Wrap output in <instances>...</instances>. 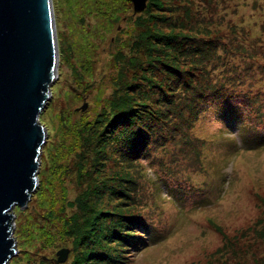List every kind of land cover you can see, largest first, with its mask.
Returning a JSON list of instances; mask_svg holds the SVG:
<instances>
[{"label":"rangeland","instance_id":"374dc122","mask_svg":"<svg viewBox=\"0 0 264 264\" xmlns=\"http://www.w3.org/2000/svg\"><path fill=\"white\" fill-rule=\"evenodd\" d=\"M99 1L52 0L59 50L58 75L51 86V98L39 118L46 128L47 139L41 154L38 187L26 208L14 209L16 215L14 236L17 240L18 252L9 264H55L57 252L63 247L70 248L71 254L62 264L91 263L87 249L90 240H87L84 234L87 225L90 224L88 220L94 224L97 217L101 218L100 211L105 209L98 207L93 212H89V207L93 204V193L83 206H80L76 198L80 195L78 194L80 187L77 186L78 172L85 160V166L89 167L92 163L91 156H95L93 153L95 150L87 148V156L81 153L77 158L78 149L73 147L71 150L74 153L69 152L62 156V164L68 167L70 174L65 177L64 186L55 184L49 188L52 190V196L49 191L45 197L46 188L41 182L46 176V171L51 167L52 158L58 155L52 151L58 146L59 137L64 135L67 139L70 129L72 133L76 132L82 143H84L82 138L88 136V133L95 135L104 133L108 137L110 131H113L118 140L124 132L125 137L129 134L127 127L122 130L124 124L114 126L115 119L119 120L118 115L122 110L118 108L122 105L115 104V110H118L115 112L113 110L115 105H110L113 100L120 102L122 98L129 97L128 99L132 98L134 103L136 99L141 106L136 104L135 107L139 108L135 109L134 113L142 115L145 110V115L151 117L160 105H164L165 108L166 105H182L179 109L183 110L184 105H189L188 103L193 100L192 97H197L192 90L190 92L183 90L184 82L189 80L192 87H201V89L211 85V88H214L211 90L220 91L222 94L209 93L207 98L198 104L211 105L210 110L207 111L208 116L200 123L199 134L215 140L220 139V136L223 137L222 141L215 143L214 148L217 153H220L217 146L223 142L227 145L225 138L232 135L237 136L240 145L243 134L251 135L255 140L264 137V132L246 124L241 106L243 94L250 90L264 89V72H261L256 65L250 69V73L255 74L253 88L240 87L236 92H232L229 87L224 88V77L228 68L225 62L229 59L227 51L232 47L237 49L231 45L230 40L233 39L235 44H239L243 39H249L246 32L241 33L243 28L254 29L255 34L264 39V28L261 26L264 22V0H165L169 3L165 12L169 27L178 29L187 27L184 32H199L196 38L187 40L184 46L190 48L191 45H197L195 48H199V46L212 45L213 53L208 66L194 67L195 74L190 73L189 78L183 69L178 70L176 76H172L163 70L164 66L153 68L154 75L158 78L154 77L151 84L144 79V76L150 75L147 71L151 69L150 66L145 65L147 56L144 59L140 55L142 52L136 50L135 43L137 34L143 29L135 22V18L139 19L141 13L134 15L132 0H119L117 20L111 22L106 18V12L99 8L102 4ZM107 3L111 4V2ZM186 10L192 14L191 20L185 18ZM135 56L138 57L136 61L140 65H128ZM237 59L239 55L229 60L237 61ZM196 60L201 61L199 58ZM190 62L192 63V60ZM197 78H200L201 86H193ZM125 80L133 86L131 93L134 96L131 93L127 95L124 88ZM261 96L264 97L262 94ZM168 101L175 103L168 104ZM86 103L87 109L81 110ZM123 109L130 110L131 106L125 105ZM174 109L173 107L168 109L167 122L171 127H182L181 121L188 120V114L177 111L176 116ZM146 119L143 118L137 124ZM87 122L89 124L83 135L81 133L79 135L78 131L84 126L82 124ZM74 124H77V128L73 130ZM132 124L130 129H136L137 127ZM118 142L123 140L116 143ZM47 144L51 148L50 153L45 152ZM118 156L123 155L116 154V159L107 161L106 171L109 169L111 171L113 165L116 169L126 166ZM219 156L218 154L217 164L216 154L210 156V162L218 169H222L224 175H221L214 192L206 197L186 196L184 190L172 188L174 180L170 175L161 172L159 165L147 168L146 173L159 187L158 199L154 204L157 207L151 205L150 210L160 224L156 223L155 229L148 233L146 246L140 244L136 252L132 248L127 250L126 255L133 253V256H130L133 258L131 264H233L239 256L242 243L246 242L245 247L249 252L261 253V264H264V244L256 246L260 241L255 240L252 232L247 234L249 226L263 215L257 194H264V151L244 152L242 156L245 160H242L239 169H236L234 160L221 161ZM158 158L169 160L164 154ZM184 162L185 166H189L188 160ZM216 170L213 171V179ZM179 176L180 173L177 177ZM202 179L200 175L195 176V181L198 183ZM129 186L134 190L139 188L136 182ZM119 197L120 194L114 198L108 195L110 203L114 205L121 204L122 200L119 201ZM50 201L54 202L50 204ZM122 206L124 207V204ZM77 210L78 216H75ZM84 211L87 213L85 217ZM71 217L73 222L79 219L76 229L71 222L65 223ZM168 219H174L177 224L169 234H166ZM210 219L221 228L212 226ZM100 225L101 219L99 225L97 224L98 228ZM241 229H245L242 231L244 237L235 240L234 243H238L235 248L236 253L232 251L230 254H224V233L232 237ZM72 240L75 249L72 247ZM78 244L80 245L77 249ZM249 257L250 254L241 261L247 264ZM126 264H130V259Z\"/></svg>","mask_w":264,"mask_h":264},{"label":"trees","instance_id":"16d2710c","mask_svg":"<svg viewBox=\"0 0 264 264\" xmlns=\"http://www.w3.org/2000/svg\"><path fill=\"white\" fill-rule=\"evenodd\" d=\"M118 1H99L102 3L99 8L101 11L106 12V18H109L108 20L111 22L117 20L116 11L120 9ZM107 2H111V4ZM168 5L169 3L165 0H150L146 10L140 14L139 19L135 18V22L140 25V28H143L135 38L136 50H141L142 53L140 55L144 59L147 56V61L146 63L144 61V63L146 66H150L151 69L147 71V73L150 72V75L144 76V79L150 84L154 77L158 78L154 75L153 68L164 66L166 69L164 68L163 70L172 76H176L177 71L183 69L186 71L185 75L189 78L191 76L190 73L195 74L194 67L203 66L206 68L208 66L209 59L213 53L212 45H208V47L199 46V48H195L197 45H191L190 48L184 46L187 40L196 38L199 32H184L187 27H180V29L169 27L168 17L165 15ZM185 18L188 20L192 19V14L188 10H186ZM261 26L264 28V22H262ZM245 32L249 39H243L239 44H235L233 39L230 40L231 45H234L237 49L235 50L232 47L231 50L227 51L229 59H233L236 55H239L237 61L227 59L228 61L225 62L228 68L224 77V88L229 87L232 92L238 91L240 87H255V84H253L255 74L250 73V69L254 65L261 72H264V39L261 36H257L252 28H243L241 30L242 34ZM210 41L212 42L211 39ZM196 58H199L201 61L196 60ZM188 59L192 60V63L190 60L184 63ZM136 60H138V57H133L128 65H140ZM188 66L190 67L187 69ZM199 82L200 78L195 79L193 86L200 85ZM132 87L129 81L125 80L124 88L127 95L131 93ZM182 87L185 92L192 90V93L197 97H192L193 100L188 103L189 105H184L183 110L179 109L182 105H166V108L164 105H160L152 113L151 117L145 115V110L142 115L134 113L135 109L139 108L135 107L138 104L136 99L134 103L132 98L128 99L129 97L127 99L122 98L120 102L113 100L110 105H122L118 108L122 109L121 114H115L119 116V120L115 119L116 124L114 126L124 124L122 130L124 131L127 127L129 133L125 137L124 132L120 140L117 139V135L113 131H110L108 137L104 133H99L98 135L88 133V136L82 138L84 143L75 134L76 132H71V129L67 139L64 135L59 137V144L52 151V153L58 155L52 158L51 167L49 171H46V176L42 180L43 182H41L44 188H46L45 197L49 191H51L52 196V190H49L52 185L58 184L59 186H64V179L70 174L68 167L62 164L63 155L69 152L74 153L71 150L73 147L78 149V153H76L77 158L80 157L81 153L86 154L87 148L88 150H95L93 152L95 156H91L92 163L89 164V167L85 166V160L84 164L80 167V172H78L77 186L80 187V192L78 193L80 195L76 198L80 206H83V204L85 205L88 202L93 193V204L92 207H89V212H93L98 207L105 209L100 211L99 215L101 218L97 217L94 224L88 220L90 224L87 225L86 233L84 234V237L90 240L89 245H87L90 264H126V261L129 259L130 264L133 263V258L130 257L133 256V253L126 255L127 250L132 248L136 252L140 244L146 246L148 233L155 229L156 223L160 224L158 220L156 221L155 216L150 210L151 205L153 207L157 202L159 187L152 182L151 176L146 173L147 168H154L156 165H159L161 172L170 175L174 180L172 188L184 190L186 196L197 195L206 197L208 194L214 192L215 186L218 184L219 179H221V175H224L222 169H218L215 164L210 162L211 155L216 154V164L219 154L221 161L230 162L234 160L236 169H239L242 160H245L242 156L244 152H247V150L254 152L264 151V137L255 140L251 135L243 134L242 145L234 137H227V139L225 138L227 145L224 142L220 143L217 146L220 153H217L214 148L215 143L222 141L223 137L215 140L199 134L200 123L208 116L207 111L210 110L211 105L198 104L205 100L209 93H222L211 90L214 89L211 88V85H207L208 88L206 89L192 87L189 80L184 82ZM217 90H220V88H217ZM261 94L264 96V89H260V91L250 90L243 94L241 106L243 117L246 118L244 121H247L246 124L253 126L258 131L264 132V97ZM222 96L220 95V97ZM168 102V104L175 103L173 101ZM116 105L113 108L115 112L118 111L117 109L115 110ZM125 105H130L131 109H123ZM138 105L141 106V104ZM172 107L176 109H174L176 116L178 114L177 111H184L188 114V120L181 121L182 127L169 126V122H167L169 120L168 109ZM145 117L147 119L144 122L137 124V122L142 121ZM124 118L126 119L124 120ZM88 124L89 122L82 124L84 126L78 131V134L81 133L83 135V131ZM131 124L137 128L131 130ZM82 125H79V127ZM244 126L247 127L246 125ZM75 127L77 128V124H74L72 129L74 130ZM122 140L123 142L116 143ZM223 147L224 150L221 151ZM45 152H51L49 144L46 145ZM116 154L123 155L122 157H118L122 159V162L126 166L116 169L113 165L111 171L110 169L106 171L107 161L111 162L113 159H116ZM162 154L169 157V160L158 158ZM185 160L189 161V166H185ZM215 169L217 170L213 179V171ZM179 173L181 176L177 177ZM247 174L250 176L249 173ZM196 175L202 176L203 179L200 183L195 181ZM135 182L139 185V188L136 190L129 186ZM118 194L121 196L119 197V201L122 200L121 204L114 205V203H110L108 195L114 198ZM257 197L261 202L260 207L262 208L263 215L259 216L254 224L246 229L247 234L252 232L255 235V240L260 241V244H256V246H259L264 244L262 242L264 240V194L258 193ZM53 202L50 201V204ZM123 204L124 207L122 206ZM85 211L87 212V210ZM85 211L83 212L84 217L87 215ZM74 215L78 216V210L75 211ZM100 219L101 225L98 228L97 224L99 225ZM78 221L79 219H76L73 222L71 217L65 223L71 222L74 229H76L79 225ZM176 224L177 222L174 219H168L165 233L169 234V231L175 228ZM210 224L218 229L221 228L212 219H210ZM243 230L241 229L239 233L232 237L230 234L224 233V254H230L232 251L236 253L235 248L238 246V243L234 242L244 237ZM246 243H242L239 256L233 264H246L241 259L247 257L249 254L250 257L247 264H261V253L255 251L249 252L245 247ZM71 244L75 249L76 246H73V240ZM79 245H77V249Z\"/></svg>","mask_w":264,"mask_h":264},{"label":"water","instance_id":"95a60500","mask_svg":"<svg viewBox=\"0 0 264 264\" xmlns=\"http://www.w3.org/2000/svg\"><path fill=\"white\" fill-rule=\"evenodd\" d=\"M148 1L132 0L134 15ZM58 66L52 0H0V264H9L18 252L14 209L26 208L38 187L47 139L39 118ZM69 254L70 248H61L55 264Z\"/></svg>","mask_w":264,"mask_h":264}]
</instances>
